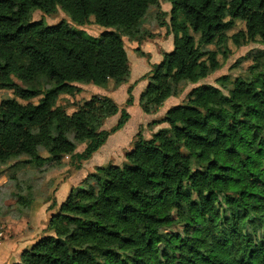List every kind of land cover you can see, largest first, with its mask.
<instances>
[{
	"label": "trees",
	"instance_id": "16d2710c",
	"mask_svg": "<svg viewBox=\"0 0 264 264\" xmlns=\"http://www.w3.org/2000/svg\"><path fill=\"white\" fill-rule=\"evenodd\" d=\"M167 1L173 50L145 77L139 104L148 115L182 84L219 70L230 41L264 44V0ZM152 7L160 10V0H0V90L14 96L0 102V167L44 170L70 157L80 170L124 128L125 110L102 130L119 113L111 98L92 96L72 114L59 101L75 84L126 83L123 37L140 36ZM58 9L77 26L105 31L92 38L66 22L32 20ZM237 22L244 28L229 36ZM250 56V79L228 75L217 80L221 88L193 89L166 112L167 128L137 136L122 166L99 167L71 190L18 264H264V52ZM175 225L182 231H168Z\"/></svg>",
	"mask_w": 264,
	"mask_h": 264
},
{
	"label": "rangeland",
	"instance_id": "374dc122",
	"mask_svg": "<svg viewBox=\"0 0 264 264\" xmlns=\"http://www.w3.org/2000/svg\"><path fill=\"white\" fill-rule=\"evenodd\" d=\"M170 12V3L167 0H160V10L156 7L150 8L147 16L141 22L140 36L134 39L123 37L130 66V76L125 84L117 88L111 83L107 89L94 85L75 84L71 95L61 97L59 104L66 109L68 114H72L92 96L111 98L117 104L119 113L106 120L102 128L104 131H111L116 126L123 110L130 115V119L124 128L111 135L106 144L92 159L82 162L80 170L75 168L77 165L76 160L70 157L65 158L62 166L44 170L23 165L19 167L17 172H14L10 167L17 161H12L0 167V243L18 237L21 227L25 229L26 222L34 227L43 224L47 226L50 217L57 213L71 190L80 187L86 177L96 173L99 167H106L109 164L122 166L126 161V154L131 150L133 142L139 134L149 139L160 129L167 128L168 125L162 123L166 112L171 107L186 104L187 97L193 89L202 86L221 88L217 80L228 75L250 79L248 72V68L252 65L250 55L256 51L264 52V44L248 43L237 48L230 41L228 44L229 55L227 57L218 56L222 64L219 70L211 72L206 79L199 81L197 84H182L177 96L168 99L155 114L143 113L139 99L148 84L149 78L145 79V77L149 75L152 65L158 64L162 60L164 53L173 50V35L170 29L165 26V23H170ZM161 13H166L167 16H162ZM179 17L181 21L184 20L183 13L180 12ZM32 20H42L47 25L66 22L76 31H82L85 36L92 38L100 37L105 31L96 25L77 26L60 9L51 15L36 11L32 14ZM243 28L244 24L237 22L236 26L228 32V35L232 36ZM191 34L197 44L199 34L193 32ZM141 36L144 37L141 38ZM138 49L145 54L144 57L141 56ZM210 49L212 51L219 50L214 46H211ZM130 87H133L134 102L132 106H127L128 89ZM13 97L12 91L0 90V102L3 99ZM38 100L34 99L31 102L37 103ZM20 102L26 104L25 101ZM84 149L85 145H81L77 151L81 153ZM42 154L46 155L45 153ZM25 159L26 157L22 158V160ZM18 196L27 201L30 200L31 205L28 206L22 200L19 201ZM248 230L250 231V227H248ZM168 231L175 233L182 231V229L180 226L175 225ZM258 236L262 238L261 233Z\"/></svg>",
	"mask_w": 264,
	"mask_h": 264
},
{
	"label": "crops",
	"instance_id": "0c3cea01",
	"mask_svg": "<svg viewBox=\"0 0 264 264\" xmlns=\"http://www.w3.org/2000/svg\"><path fill=\"white\" fill-rule=\"evenodd\" d=\"M23 228L24 227H21L18 237L14 240H5L0 243V264H18L21 254L25 250L30 249L39 239L46 225L43 224L34 227L28 225V222H26L25 229Z\"/></svg>",
	"mask_w": 264,
	"mask_h": 264
}]
</instances>
